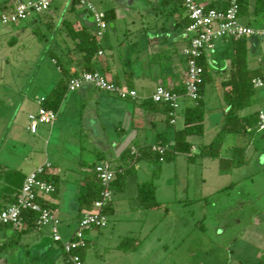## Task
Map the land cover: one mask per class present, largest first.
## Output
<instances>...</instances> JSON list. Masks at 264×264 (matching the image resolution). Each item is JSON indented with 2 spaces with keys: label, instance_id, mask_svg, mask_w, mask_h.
<instances>
[{
  "label": "crops",
  "instance_id": "0c3cea01",
  "mask_svg": "<svg viewBox=\"0 0 264 264\" xmlns=\"http://www.w3.org/2000/svg\"><path fill=\"white\" fill-rule=\"evenodd\" d=\"M17 1L20 0H8L4 6L12 9ZM92 1L98 9L104 12L112 11L113 17L107 21L103 37L100 42H97V51L90 59L89 65L91 69L98 70L108 79L136 90L141 100L121 99L112 93L90 85H83L73 91H65L56 109V120L49 128H55L54 132L58 133L61 140L59 145L66 147L67 154L55 155L52 152V159H49L45 154V159L35 166L36 168L48 161L51 163L50 174L57 178L56 193L46 197L45 201L52 204V210L60 219V224L64 221L61 228L59 225L63 237H67L72 224L76 225L77 220L92 209L93 200L88 206H82L79 194L82 188H90L94 183L96 185L94 165L99 161H109L115 165L121 164L123 162L121 151L125 147L130 150L131 146L152 145L156 142L157 134L160 132H165L169 142L172 141L175 131L183 125L185 107L192 104L190 100L182 96L183 91L179 92L182 102L177 110L175 122L170 123L165 106L154 103L150 99L158 84H162L168 89H176L179 86L181 88L185 81L184 57L182 53L179 56L178 50L186 44L190 33L187 31V26H183L182 23L185 13L181 0ZM198 1L205 5L216 0ZM219 1L223 4L226 3V0ZM253 1L249 0L250 5L247 8V13L239 16L240 22L250 25L251 19L263 16V12H253L251 4ZM53 3H61L63 7H66V13L60 18L58 25H54V20L58 16L50 9ZM64 19L83 25L90 32L94 28L91 14L81 4L74 0H50L48 11L43 16H39V23L49 27L54 35L49 47L45 50L50 61L46 64L42 62L39 64V67H45L47 74L43 75V81H39L35 85L43 92L35 93L31 97L36 108L39 99L47 96L56 83L63 78L62 69L56 57L71 75L85 71L83 54L76 48L75 42L68 35L62 23ZM242 42L246 47L248 69L260 73L259 77H264V38L247 37ZM235 46L237 43L234 38H223L216 41L212 49L203 53L211 70L214 81L212 90H214L213 94L216 93L217 99L222 97L221 81L227 79L231 72L232 50ZM99 50H101L100 54ZM253 97L254 95L251 96L250 101ZM215 108H219L218 114L221 115L219 119L215 120V122L221 120L218 130L224 123V109L220 104H217ZM243 109H240L238 113L252 112L246 110L243 112ZM212 112L206 110L205 118L206 116L213 118ZM27 129L32 134H36L38 131L37 128L35 132H31L28 125ZM236 135L240 138L241 145L238 144V146L245 148V145H249V139L245 134ZM187 139L192 143L188 155L193 159V149L199 150V146L206 143L195 144L193 135L188 136ZM234 145V142H228L226 153L229 152V154L221 156L220 151V157L217 158H230ZM71 150L74 151L73 156H69ZM141 160L133 164V171L126 176L124 189L119 190L122 192L119 193L120 197L118 196L119 199H116L115 203L119 207H123V210H130L131 207L138 211L139 209L143 210L136 192L138 185L146 180L145 178L144 180L140 179L138 175L148 174L150 166L144 165L140 162ZM126 161H129L128 157ZM232 167L236 166L231 165L221 169L219 163L218 172L224 173L231 170ZM70 170H72L73 176L66 174V171ZM130 176H133L131 183L135 189L134 199L136 200L132 204L127 203L125 193ZM69 179H72L71 182ZM113 191L114 188L110 201L111 212L114 211L115 204L113 203ZM13 234V227L1 226L0 247L10 240ZM107 236L104 231L101 232L98 228L86 231L87 245L80 250L84 261L90 243L94 239L99 240L101 237L106 238ZM0 256V264H66V255L60 243L53 241L48 228L34 227L20 233L17 242L2 249Z\"/></svg>",
  "mask_w": 264,
  "mask_h": 264
},
{
  "label": "rangeland",
  "instance_id": "374dc122",
  "mask_svg": "<svg viewBox=\"0 0 264 264\" xmlns=\"http://www.w3.org/2000/svg\"><path fill=\"white\" fill-rule=\"evenodd\" d=\"M6 2L0 0V15L10 10L4 6ZM65 8L61 3L51 5L58 16L54 25L66 13ZM44 13L18 23L0 20V162L23 172L35 168L46 155L52 159V152L67 154L55 128L40 124L36 134L27 129V114L36 108L31 97L43 92L35 85L47 74L39 64L50 61L45 50L54 35L39 23ZM249 23L264 27V12ZM181 51L179 48V56ZM213 85L211 79L204 90L207 112L213 111V118L206 116L203 135H193L195 144L209 143L221 126V120L215 122L221 116L215 107L223 104L213 94ZM253 95L242 111L261 109L264 113V86L255 88ZM246 138L249 145H245L244 163L224 173L218 172V158L199 156L197 148L192 160L176 153L173 160L163 161L153 178L159 208L123 210L115 203L122 191L114 189V211L107 213L106 225L98 228L108 236L90 243L85 264H254L264 249V132L254 131ZM228 142L241 145L238 135L226 134L221 156L229 154ZM140 162L150 166V171L138 177L149 180L153 164ZM66 174L73 176L72 170ZM132 177L125 190L128 204L136 202ZM230 183L232 186L224 188ZM62 224L64 221L60 228ZM74 227L72 224L70 231ZM124 236L135 239V249L117 248Z\"/></svg>",
  "mask_w": 264,
  "mask_h": 264
},
{
  "label": "built area",
  "instance_id": "2783aa9c",
  "mask_svg": "<svg viewBox=\"0 0 264 264\" xmlns=\"http://www.w3.org/2000/svg\"><path fill=\"white\" fill-rule=\"evenodd\" d=\"M81 4L92 16L93 32L98 42H100L107 20L105 12L98 9L92 0H74ZM184 13L189 19L187 31L190 33L188 41L182 48V55L185 62V81L182 96L191 102L198 97L199 85L202 82V68L198 64V59L203 53L212 49L216 41L223 38H264V27H255L244 24L239 20L240 0H226L227 5L223 9L206 8L198 0H181ZM50 0H20L14 3L12 9L0 15V20L4 24L18 23L31 17L42 14L49 9ZM101 53V50L98 51ZM254 88L264 86V77H254L252 79ZM83 85H90L99 90L112 93L121 99L141 100L136 90L127 88L117 82L108 79L98 70L83 71L72 77L67 82V90L73 91ZM180 94L158 84L150 98L154 102L163 103L168 106L167 114L169 122L174 123L177 117V110L180 106ZM43 97L38 101L36 110L27 114L28 128L35 132L40 124L52 125L57 117V111L43 106ZM257 131L264 132V113L258 111L256 122ZM172 141L166 145L153 144L151 149L162 154ZM131 154H137V147H130ZM162 160V158H160ZM51 163L45 161L34 170L28 172L18 191L16 199L0 210V226L11 225L13 228L23 227V214L25 211L36 213L35 227L48 228L53 241L59 242L66 255V261L70 264H85L83 257L77 252L87 245L86 231L91 228H100L106 225L107 216L103 209L109 205L112 198L111 182L119 167L109 161H99L94 165V172L100 183V193L98 198L92 202V209L84 213L76 222L75 227L63 237L60 232V219L54 211L45 206L43 201L46 197L52 196L56 192L53 182L44 180L40 175L49 170Z\"/></svg>",
  "mask_w": 264,
  "mask_h": 264
},
{
  "label": "trees",
  "instance_id": "16d2710c",
  "mask_svg": "<svg viewBox=\"0 0 264 264\" xmlns=\"http://www.w3.org/2000/svg\"><path fill=\"white\" fill-rule=\"evenodd\" d=\"M239 3V15L246 14L247 8L250 5L249 0H240ZM251 4L253 12H264V0H254ZM226 5L227 2L223 4V2H218V0H216L205 4V7L223 9L226 7ZM112 15V11H105V19L107 21L113 17ZM62 23L66 28L70 38L75 42L76 48L83 54L85 71L95 70L91 69L89 65L90 59L98 48V41L94 35V32H90L83 25L76 24L75 22H71L67 19H64ZM182 23L183 26H187L189 24V19L186 15ZM243 39L244 38L235 39L237 46H235L232 50L231 72L229 74V77L225 80H222L220 83L222 90L221 101L223 103L224 109V123L222 127L217 130V132L214 134L213 138L209 143L202 144L199 146V156L211 158L220 157L219 155L223 146L224 136L228 133L250 135L254 131H257L256 122L258 118V111H252L246 114L238 113L240 109L245 108L250 103L251 96L254 94L255 90L252 84V79L254 77H258L260 74L256 71H250L247 67L246 47L242 42ZM56 58L58 64H60V68L62 69L63 78L56 83L54 88L47 94V96L43 97L41 103L43 106L51 108L53 110H56L58 108L63 98V95L67 90L68 80L78 75L69 74L68 71L65 70L64 67L61 65L59 58ZM198 64L202 68V82L199 85L198 97L194 102H192L191 105L185 107L183 113V125L181 128L175 131L172 140V146L168 147V149L165 150L162 154H159L158 152L151 149V146L153 144L137 147L138 155L129 153L130 150L128 147H125L121 151V159L123 162L121 164L116 165V167L120 168V171L116 173L115 178L111 182L112 189H124L125 177L133 171L132 166L137 161L143 159L153 164L151 178L149 180L141 182L137 187L136 196L141 208L143 209L150 210L154 208H159L161 206V202L155 198V185L153 183V178L158 176L161 163L163 161L173 160L176 153H184L186 154L187 160H191L192 156L188 155V153H190L192 143L188 141L187 138L191 135L200 136L203 134V120L205 118V113L207 110L206 103L204 100V90L206 83H208L212 79V76L210 67L206 63L203 55L199 57ZM170 90L177 93L182 92L184 91V84L181 88L179 86L176 89L174 88ZM163 105L165 106L166 111H168V106H166L165 104ZM168 142L169 140L167 139L165 132H160L157 134V140L154 144L159 143L162 145H166ZM244 151V147L235 146L232 149V154L230 158L219 159L221 169H225L227 167H230L231 165H242L244 163ZM127 157L129 158L130 162L126 161ZM160 158H162V160H160ZM26 174L27 173L23 172L19 168L10 167L0 162V210L16 199V196ZM40 177L44 180L53 182L55 186L57 184V178L55 177V175L50 174L49 170L42 173ZM229 186H232V183H230L224 188H227ZM100 188V183L97 177L96 185L94 183L93 186H91L90 188H82V191L79 194V200L81 205L88 206L92 202V200L94 201L96 198H98ZM87 192H89V194H87ZM90 193L91 197L89 198ZM43 204L52 209L51 203L43 201ZM103 212L106 215L107 213L111 212L110 203L103 209ZM35 219V212L25 211L23 214V227L14 228L13 236L6 243L2 244L0 249L2 250L4 248H7L8 246H12L14 243L17 242L20 233L34 228ZM1 226L12 227L11 225ZM135 245L136 242L132 236H124L117 244V248L121 250H132L135 249ZM80 250L82 249L77 250V252H79V254L81 255ZM66 264L70 263L66 261ZM254 264H264V249L262 250L258 260Z\"/></svg>",
  "mask_w": 264,
  "mask_h": 264
}]
</instances>
